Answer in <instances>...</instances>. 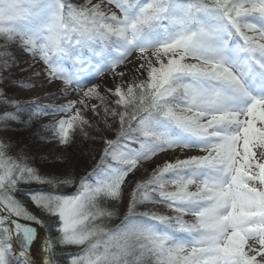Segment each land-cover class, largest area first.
Returning a JSON list of instances; mask_svg holds the SVG:
<instances>
[{"label": "snow or ice", "instance_id": "1", "mask_svg": "<svg viewBox=\"0 0 264 264\" xmlns=\"http://www.w3.org/2000/svg\"><path fill=\"white\" fill-rule=\"evenodd\" d=\"M22 52L63 103L15 78ZM43 116L99 139L78 177L8 135ZM0 134V264H264V0H0Z\"/></svg>", "mask_w": 264, "mask_h": 264}, {"label": "rangeland", "instance_id": "2", "mask_svg": "<svg viewBox=\"0 0 264 264\" xmlns=\"http://www.w3.org/2000/svg\"><path fill=\"white\" fill-rule=\"evenodd\" d=\"M74 2H75V0H74ZM80 2H83V0H80ZM22 54H23V56L25 55V53H23V52L21 53V55ZM22 57L20 58V67L24 68L25 71L21 72V71H19V69H16L15 70L16 71L15 77L20 78L22 80H25L26 82H32V80H34L38 83V85L34 91H36V90L38 91V92H35V94H37L40 97V100H39L40 103H43L44 105H56V104L63 103L66 98L63 95H61L60 89L62 86L59 84V82H57L56 87H52L51 85L47 84L46 80L43 78L42 75L41 76L33 75L32 74L33 69L28 67L29 64H33L35 66L36 71L40 70V65L37 64L36 61L30 60L29 58H27V61H26ZM128 67L132 68L131 65H129ZM132 70L134 71V69H132ZM130 79H131V77H130ZM97 80H99V81L96 82ZM93 82L100 86L99 90L101 91V93H104L106 88H112L113 87V81H112L111 75L109 73H105V74L97 77L96 80H94ZM25 91L28 92L29 94H32V92H33V90H29V89H26ZM52 94H55L57 98L48 99L47 97L49 95H52ZM72 98L75 99L78 97H72ZM92 102L96 103L95 100H93ZM52 120H53V117H51V116H43L39 120H37L36 124H41V125L44 124L45 125V124H49L50 122H52ZM30 128L31 127H28L26 131L30 130ZM22 134L23 133L18 132L17 135H15L16 138L13 137V141L22 145L23 147H25L24 149L27 151L26 144H28V142H27L28 140H27L26 136L24 134L23 135ZM93 135H95V133H93ZM49 136L51 138V133L49 134ZM52 141L56 142L53 139H52ZM63 147H70V156H69V159L67 160L68 162L66 163L68 171L67 172L64 171V172L70 173V171H71L72 172L71 174H73L77 170L78 175H81L86 168L90 167V165L92 163L90 157H92L94 155L98 157V152H99V148H100V141L98 138L94 141L92 139L85 138L83 135L77 134L74 137L73 142L71 144L66 145V146H62L59 144L55 147H52V149H49L47 151L51 152L53 157H55L56 160L62 161L63 159H66L67 155L69 154V151L60 149ZM28 150H30V149H28ZM36 166L41 170L42 174H45V175L61 176L62 174H65V173L60 172V170L63 169V167H62L63 165L60 166L57 163L54 165H45V166H39L36 163ZM73 171H75V172H73ZM33 187L34 188H43L46 191L60 192V193H64V194H71L74 191L73 186H60V187L53 188L49 185H35ZM66 189L68 191H65ZM32 205H34V204H32ZM114 219H116V221H117L118 218H114ZM35 226L40 230V232L43 233V234L40 233L38 235V236H40V240L43 242L45 239V236H46L45 230L41 229L38 225H35ZM109 227H113V225H111V222L109 223ZM41 241L38 240L37 242H35L33 245V248H32V252L34 254V259H36L38 262L41 260L40 256H42V254H43L42 247H41V245L43 243ZM80 250H81V246H74V245L59 246V245H57V247H56V257L58 258L57 264H70V256L78 253Z\"/></svg>", "mask_w": 264, "mask_h": 264}, {"label": "trees", "instance_id": "3", "mask_svg": "<svg viewBox=\"0 0 264 264\" xmlns=\"http://www.w3.org/2000/svg\"><path fill=\"white\" fill-rule=\"evenodd\" d=\"M18 56L21 58L23 56V54L21 55V53H18ZM22 58L26 61H27V58H29L30 60H33L32 57L28 53H25V55ZM15 78L20 79L17 77H15ZM32 82H35L38 85V83L36 81L32 80ZM36 122L30 126L31 128L28 131H26L28 127L26 128L22 125L21 126L14 125L13 126L14 131L9 132L8 135L13 140V137H15V135H17L18 132L23 133L28 140L27 141L28 144H26L27 151L31 154L35 163H37L39 166L54 165L57 163L60 166L63 165L62 166L63 169H61L62 171L60 170V172H62V173H65L64 171L67 172L68 168L66 166V163L68 162L67 160L69 159V156H70V147L60 148V149L69 151V154L67 155L66 159H63L62 161L56 160L55 157H53L52 153L48 152L47 150L52 149V147H55L59 144L57 142L52 141V139L49 136L50 132L46 131L43 128L44 124L43 125L36 124ZM0 135H2V134H0ZM28 149H30V150H28ZM73 172H75V171H73ZM70 173H72V172L70 171ZM73 174H75L77 177L79 176L77 170ZM65 191H68V190L66 189ZM29 206H30L31 210L34 211L37 215H43L41 213V210L38 209L36 206L32 205L31 202H29ZM120 218H122V216ZM120 218H118L117 221H116V219H113V221H111V225H113V227H114L116 224H119Z\"/></svg>", "mask_w": 264, "mask_h": 264}, {"label": "bare ground", "instance_id": "4", "mask_svg": "<svg viewBox=\"0 0 264 264\" xmlns=\"http://www.w3.org/2000/svg\"><path fill=\"white\" fill-rule=\"evenodd\" d=\"M34 92H38V91L36 90V91H34ZM38 235H39V233H38ZM38 240L41 241V240H40V236H39V239H38ZM41 242H42V241H41ZM42 256H43V254H42ZM42 256H40V259H41Z\"/></svg>", "mask_w": 264, "mask_h": 264}, {"label": "water", "instance_id": "5", "mask_svg": "<svg viewBox=\"0 0 264 264\" xmlns=\"http://www.w3.org/2000/svg\"><path fill=\"white\" fill-rule=\"evenodd\" d=\"M22 222H24V221H22ZM34 226H35V225H34ZM35 227H36V226H35ZM37 229H38V228H37ZM38 233L40 234V233H42V232H40V230L38 229ZM42 234H43V233H42ZM42 234H41V235H42Z\"/></svg>", "mask_w": 264, "mask_h": 264}]
</instances>
